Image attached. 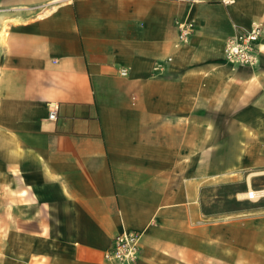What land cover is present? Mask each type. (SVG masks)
<instances>
[{
    "label": "crops",
    "instance_id": "1",
    "mask_svg": "<svg viewBox=\"0 0 264 264\" xmlns=\"http://www.w3.org/2000/svg\"><path fill=\"white\" fill-rule=\"evenodd\" d=\"M253 22L257 65H232L225 40ZM249 188L264 190V0H0V264H116L127 232L133 264H233L234 241L264 264Z\"/></svg>",
    "mask_w": 264,
    "mask_h": 264
},
{
    "label": "built area",
    "instance_id": "2",
    "mask_svg": "<svg viewBox=\"0 0 264 264\" xmlns=\"http://www.w3.org/2000/svg\"><path fill=\"white\" fill-rule=\"evenodd\" d=\"M228 3V1H224ZM193 30L191 22L184 21L178 25V39L185 43ZM262 33L259 23L253 22L247 29H239L232 36L228 37L224 43V55L226 60L235 66L255 67L258 62L257 43ZM121 75H125L124 69L120 70ZM58 105L52 104L48 113V118L56 119ZM140 234L135 232L120 233L112 240L109 249L105 253V258L116 264H133L139 255Z\"/></svg>",
    "mask_w": 264,
    "mask_h": 264
},
{
    "label": "rangeland",
    "instance_id": "3",
    "mask_svg": "<svg viewBox=\"0 0 264 264\" xmlns=\"http://www.w3.org/2000/svg\"><path fill=\"white\" fill-rule=\"evenodd\" d=\"M252 199H256V198H252ZM239 248H240V242L234 241L233 242V250H234L233 264H246L247 259L242 258L241 252H236V250H238Z\"/></svg>",
    "mask_w": 264,
    "mask_h": 264
},
{
    "label": "bare ground",
    "instance_id": "4",
    "mask_svg": "<svg viewBox=\"0 0 264 264\" xmlns=\"http://www.w3.org/2000/svg\"><path fill=\"white\" fill-rule=\"evenodd\" d=\"M264 194V190L262 191H254L253 189L249 188V190L247 191V193L243 194L241 196H246V197H250V198H257V196L259 197L260 195Z\"/></svg>",
    "mask_w": 264,
    "mask_h": 264
}]
</instances>
